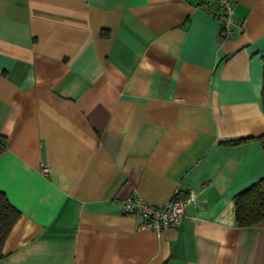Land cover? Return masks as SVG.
<instances>
[{
  "label": "crops",
  "instance_id": "obj_1",
  "mask_svg": "<svg viewBox=\"0 0 264 264\" xmlns=\"http://www.w3.org/2000/svg\"><path fill=\"white\" fill-rule=\"evenodd\" d=\"M216 13L0 0V190L20 211L0 264H264V220L239 226L234 208L264 176V0H235L227 38ZM176 189L195 201L174 227L123 211Z\"/></svg>",
  "mask_w": 264,
  "mask_h": 264
},
{
  "label": "built area",
  "instance_id": "obj_2",
  "mask_svg": "<svg viewBox=\"0 0 264 264\" xmlns=\"http://www.w3.org/2000/svg\"><path fill=\"white\" fill-rule=\"evenodd\" d=\"M217 8L216 17L219 23V34L223 38L232 36L235 32L242 30L241 25L234 24V2L235 0H204ZM50 168L41 165L43 174L49 173ZM178 190L173 196L160 204H154L146 200L136 192H133L122 199L123 211L131 216L140 219L139 226L147 230H161L167 227L178 225L185 213L188 204L195 201L192 192L185 197H178Z\"/></svg>",
  "mask_w": 264,
  "mask_h": 264
},
{
  "label": "trees",
  "instance_id": "obj_3",
  "mask_svg": "<svg viewBox=\"0 0 264 264\" xmlns=\"http://www.w3.org/2000/svg\"><path fill=\"white\" fill-rule=\"evenodd\" d=\"M262 107H264V83L261 87ZM253 137L242 138L248 140ZM264 147V134L256 136ZM236 142L239 140H235ZM235 141H231L235 143ZM7 148V138L0 135V153ZM235 220L239 226H249L264 220V176L259 177L249 186L234 196ZM20 211L9 201L0 190V259L3 257L4 241L17 222Z\"/></svg>",
  "mask_w": 264,
  "mask_h": 264
}]
</instances>
